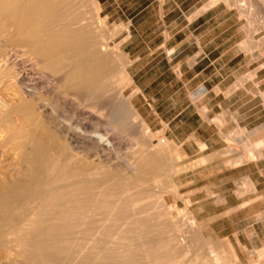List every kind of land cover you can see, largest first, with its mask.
<instances>
[{
  "label": "bare ground",
  "instance_id": "6f19581e",
  "mask_svg": "<svg viewBox=\"0 0 264 264\" xmlns=\"http://www.w3.org/2000/svg\"><path fill=\"white\" fill-rule=\"evenodd\" d=\"M79 1L0 0V19L9 29L0 26L7 33L0 40L12 39L41 64L35 69L31 56L21 58L11 45L5 54L0 50L2 81L12 62L29 68L37 86L45 84H27L34 103L18 107L0 88V264H177L173 240L150 223L151 194L137 190L133 178L164 174L168 143L151 135L123 96L127 64L108 54L118 50L82 17L69 18ZM88 1L97 12V1ZM25 75L15 79L23 82ZM243 184L256 193L248 178ZM211 253L203 264H228Z\"/></svg>",
  "mask_w": 264,
  "mask_h": 264
},
{
  "label": "rangeland",
  "instance_id": "374dc122",
  "mask_svg": "<svg viewBox=\"0 0 264 264\" xmlns=\"http://www.w3.org/2000/svg\"><path fill=\"white\" fill-rule=\"evenodd\" d=\"M96 1L98 6L97 12L91 1L80 0L76 4L73 3L71 6L72 11L70 9L68 12L69 18L82 17L97 38L105 39L106 42H110V45L118 50L117 54L112 52L108 54L115 56L116 63L122 62L127 64L126 70L130 79V86L128 85L123 90V96L131 99L136 113L146 125L151 135H156L158 136L157 138H164L169 146L165 151L167 168L164 174L162 173L157 177L155 175H147L146 172L133 174L134 180L139 181L140 187L138 186L137 190H148L149 195L151 194L150 200L155 208V215L151 219L149 218L151 225L156 226L157 233L164 240L166 238L173 240L172 247H175L176 252L178 251L179 254L177 264L206 263V259L203 258H209L208 253L210 252H213L211 254L214 258L224 259L228 264H264V258L262 257L264 256V144L261 141H257V133L253 132L252 134L251 132L252 136L255 137L244 138V131L237 128L229 133L223 145L209 146L208 149H205L198 139L190 137L184 140L183 136L186 133L185 126L178 127V122L172 123L170 126L171 131L168 130L167 125L161 123L157 119V116L153 114L157 112L161 116L162 111H164V108L161 106H155L148 110L146 107L138 108L136 104L139 103V95H137L139 94V90L130 76L129 66L131 60L127 54L128 47L125 49L124 47L126 40L130 36H136L135 27L129 26L130 19L138 11L143 10L141 17L144 21L146 18V8L150 5L149 1L108 0L107 4L113 9L110 12L111 17L109 20L99 14L100 6L98 0ZM103 1L105 0H99V2ZM213 1L211 0L208 4ZM218 1H226L231 4H228L229 6L238 7L241 18L246 24L244 29L246 28L249 33L247 34L248 38H260L259 42L264 43V0H259V3L257 0ZM241 4L242 6H240ZM134 22L133 24H135ZM4 25L3 20L0 19V26H3V30L6 31L7 27ZM139 29L140 32H145L148 28L142 26ZM149 29L152 32V28ZM0 31L2 32V30ZM5 31L2 34L0 32V36H4L3 33L7 34L9 29L6 31L7 33ZM145 36L146 34L143 35V43H141L143 54L146 53L144 49L145 42L147 41ZM1 40L3 39L1 38ZM6 40H3L4 43ZM10 40L12 41V39H8L9 42ZM3 41L0 42L2 44L0 50L6 49L10 51V47L14 46L15 50L19 51H15L13 48V52L18 53V56L21 58L22 55H25L23 58L27 59L31 56L29 59L33 63V60H36L35 57H32L33 55L26 52L27 50L19 49L13 41L10 43L7 41L6 47L2 43ZM2 53L5 54L7 51ZM19 53L23 54L20 55ZM36 62L34 63L37 66L35 69L41 70L40 66L36 65L40 64L39 60V63ZM145 63L146 60H144L143 65ZM11 64L12 62H9L7 67L10 68L9 71L7 68L6 74L12 75L14 73L13 76H7L2 70V73H4L2 75L5 76V80L2 81L3 78L0 75V79L2 78L0 83L1 81L4 82V84L2 83L3 85L0 84V88L5 92L0 91L2 94H5L2 95L0 93V96L2 95L3 99L10 98L12 103L8 99L9 102L6 99L4 100L11 105L18 103L17 107L20 104L19 102L21 104L27 103V105L34 103L33 99L25 94V91L30 89L31 84H34V88L44 87L45 84L37 86L39 83H36V76L33 78L29 68L26 67V69L25 66H21L20 68V66H15L13 63L14 65H12L18 68L16 69ZM27 70L28 73H26ZM20 73L21 75L23 73L26 74L27 80L26 78L23 82L19 80ZM16 76H18V79H15ZM253 77L254 73H250L245 79L251 80ZM9 78H11L10 81ZM17 81L20 82L18 83ZM23 91L25 96L22 94ZM20 95H23L25 98ZM259 95L261 96L262 94ZM18 97H23L22 99H25V102L22 99V101H19L20 98ZM28 98H30L29 101ZM22 105L25 106L26 104ZM180 109L177 106L174 108V111H179ZM165 117L167 118L168 116L166 115ZM214 122H217V120H214ZM175 128L177 129L175 130ZM190 128L194 129V123H190ZM173 130L178 135L177 139L169 136ZM259 143H262L261 148L256 146ZM122 153L121 157L124 158V155L125 157L128 156V153L125 151H122ZM258 154H261L263 158L258 159L256 157ZM251 155L255 160L249 162V156ZM242 158L245 160V163L236 165L235 162ZM136 176L137 179H135ZM244 178L250 180L256 189L255 194L249 192L247 185L245 190H242L243 186L241 187V185H244ZM154 180L157 181V186L152 185ZM223 256L224 258H222Z\"/></svg>",
  "mask_w": 264,
  "mask_h": 264
},
{
  "label": "crops",
  "instance_id": "0c3cea01",
  "mask_svg": "<svg viewBox=\"0 0 264 264\" xmlns=\"http://www.w3.org/2000/svg\"><path fill=\"white\" fill-rule=\"evenodd\" d=\"M107 1L98 0L99 14L109 20L113 9ZM147 1L151 7L144 21L143 10L130 19L136 36L124 47L139 90L138 108L161 106L162 115L153 114L168 130L178 122L185 126L184 140L198 139L205 149L223 145L237 128L244 138L256 132L264 144V43L248 38L240 9L218 1L199 13L211 0ZM142 26L148 29L140 32ZM250 73L253 79H245ZM177 106L181 109L174 111ZM175 130L169 135L173 139Z\"/></svg>",
  "mask_w": 264,
  "mask_h": 264
}]
</instances>
